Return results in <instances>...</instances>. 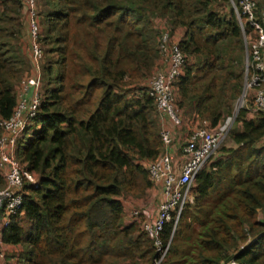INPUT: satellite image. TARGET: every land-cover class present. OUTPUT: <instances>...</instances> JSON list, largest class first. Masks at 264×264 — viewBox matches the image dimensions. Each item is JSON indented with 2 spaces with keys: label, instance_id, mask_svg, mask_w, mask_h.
<instances>
[{
  "label": "trees",
  "instance_id": "16d2710c",
  "mask_svg": "<svg viewBox=\"0 0 264 264\" xmlns=\"http://www.w3.org/2000/svg\"><path fill=\"white\" fill-rule=\"evenodd\" d=\"M25 11L23 0H0L3 120L31 72ZM37 11L46 84L25 131L33 133L19 140L16 155L39 184L24 188L22 212L0 232L3 244L17 248L10 264H154L146 217L126 220L124 199L156 186L148 164L162 150V121L148 79L161 65L162 32L182 33L179 140L233 113L244 86L245 36L250 48L254 28L243 19L242 29L230 0H39ZM263 11L259 0L261 23ZM50 54L56 58L46 62ZM263 140L264 112L242 109L225 140L231 145L224 142L197 176L175 231L171 212L161 264H264Z\"/></svg>",
  "mask_w": 264,
  "mask_h": 264
},
{
  "label": "built area",
  "instance_id": "2783aa9c",
  "mask_svg": "<svg viewBox=\"0 0 264 264\" xmlns=\"http://www.w3.org/2000/svg\"><path fill=\"white\" fill-rule=\"evenodd\" d=\"M31 37L30 51L35 65V73L23 79L18 94V106L10 119H0L3 134L0 137V168L6 186L0 189V232L9 227L11 219L22 212L24 188L27 185L38 187L39 181L16 158V146L31 121L36 117L40 104L42 87V63L44 53L39 42L40 24L38 18V1L23 0ZM242 29L243 19L254 28V41L249 48L246 40V62L243 91L233 113L223 122L212 126L203 121L199 127L192 129L183 145H177L176 129L184 124L176 104L175 82L181 77L186 59L171 33L163 30L159 45L161 65L155 70L150 80L149 94L154 98L161 116L162 150L158 157L148 164L151 180L159 186L163 200L159 204L155 218L143 223L146 234L157 246L158 254L154 264H161L167 256L172 237L166 246L161 240L165 224L171 218V212L177 210L174 231L180 215L189 201L190 191L197 176L211 163L228 137L237 116L242 109L251 114L264 112V11L262 23L256 17L259 0H230ZM264 145V140L262 141ZM181 151L182 160L176 157ZM141 213L133 211L132 217ZM173 236V235H172ZM230 264H244L232 261Z\"/></svg>",
  "mask_w": 264,
  "mask_h": 264
},
{
  "label": "rangeland",
  "instance_id": "374dc122",
  "mask_svg": "<svg viewBox=\"0 0 264 264\" xmlns=\"http://www.w3.org/2000/svg\"><path fill=\"white\" fill-rule=\"evenodd\" d=\"M39 23H41V20L39 21ZM26 27L28 29V23L27 22H26ZM161 30H162V28H161ZM29 35L30 34L27 33V37H26V40H25L27 43L30 41ZM174 40L177 41V37L176 36H174ZM26 46H25V48H27V50H28V45H26ZM27 52L29 54V51H27ZM47 58L48 59L46 60V62H51V61H54L56 57H55V54H50L49 56H47ZM156 69H154L152 74L149 76V79H148L149 83H150V80L152 79L153 74H154ZM45 84H46L45 83V73H44L43 68H42V87L40 89V93L42 92ZM234 125H233V127H234ZM32 133L33 132H29L28 134L25 133V135L23 134L24 136L22 135L19 138V140L22 139V143L25 144V142L31 137ZM19 140H18V142H19ZM18 142H17V145H18ZM225 144L224 145L227 146V147H229L231 145L227 141L225 142ZM16 149H17V146H16ZM16 158H17V155H16ZM209 165H210V163H209ZM161 192H162L161 188L159 186H155L152 190H150L148 192V194L144 198H141V199H132V198L124 199L125 200V216H126V220H129V219L131 220L132 213L135 210H138L141 213H143L144 217L148 218L149 220H151L152 218H155L158 206H159V204L161 202V197H162ZM189 200H193V198L190 197ZM259 220L264 221V212L263 211H261L260 214H259ZM13 254H14V251L11 252V253H8V256H7V260L8 261H12L11 260L12 259L11 256ZM3 262L6 263V260L3 259ZM12 262L14 263V261H12ZM5 263H2V264H5Z\"/></svg>",
  "mask_w": 264,
  "mask_h": 264
},
{
  "label": "crops",
  "instance_id": "0c3cea01",
  "mask_svg": "<svg viewBox=\"0 0 264 264\" xmlns=\"http://www.w3.org/2000/svg\"><path fill=\"white\" fill-rule=\"evenodd\" d=\"M28 33H29V30H28ZM179 34H182V33H180V31H177V33L175 34V36L177 37V40H178V38L180 37L179 36ZM179 36V37H178ZM26 45H28V50H27V48H24V52H25V54H26V58H27V60H28V63H29V68H30V73L26 76V77H28V76H32V75H34V71H35V65H34V60H33V58H32V55H31V51H30V41L26 44L25 43V46ZM27 47V46H26ZM27 51H29V54H28V52ZM42 66H43V63L41 64ZM25 77V78H26ZM188 136V133H185V135H183V137H181V138H178L179 140H176V144L177 145H183V143L184 142H186L185 140H186V137ZM178 137H180L179 135H178ZM176 157H177V159L179 160V161H181L182 160V154H181V151H176ZM161 191H162V189H161ZM162 193H163V191L161 192V195H162ZM162 200H163V195H162V197H161V202H162ZM160 202V203H161ZM15 252V251H17V248L16 247H14V246H10V245H6V244H3L2 242H1V240H0V264H2V263H5V262H3V259L4 260H6L7 259V256H8V253H11V252ZM8 263L10 264L11 262L10 261H8ZM6 264V263H5Z\"/></svg>",
  "mask_w": 264,
  "mask_h": 264
}]
</instances>
